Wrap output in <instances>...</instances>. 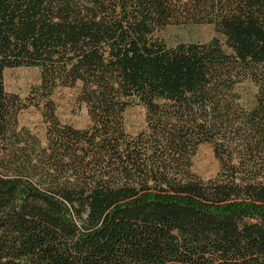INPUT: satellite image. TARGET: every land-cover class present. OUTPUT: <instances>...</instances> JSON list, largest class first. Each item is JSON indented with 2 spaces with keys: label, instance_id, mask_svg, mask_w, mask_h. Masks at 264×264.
<instances>
[{
  "label": "trees",
  "instance_id": "1",
  "mask_svg": "<svg viewBox=\"0 0 264 264\" xmlns=\"http://www.w3.org/2000/svg\"><path fill=\"white\" fill-rule=\"evenodd\" d=\"M199 25L216 36L164 37ZM19 68L40 71L25 100ZM62 89L89 127L60 121ZM0 264H264V0H0Z\"/></svg>",
  "mask_w": 264,
  "mask_h": 264
},
{
  "label": "rangeland",
  "instance_id": "2",
  "mask_svg": "<svg viewBox=\"0 0 264 264\" xmlns=\"http://www.w3.org/2000/svg\"><path fill=\"white\" fill-rule=\"evenodd\" d=\"M212 26L199 25L190 27H171L165 32L164 37L170 44L177 42H209L215 37ZM40 83V71L38 69H13L5 73V88L9 94L18 95L25 100L31 90ZM252 93V88L247 87L245 92ZM76 90L62 89L55 96L57 115L63 124L70 125L76 129H85L90 126V117L87 106L78 102ZM247 94V93H246ZM21 127L29 129L37 134L46 145V128L44 118L38 110L31 108L19 114ZM127 132L135 135L146 126L145 110L141 107L130 109L125 115ZM220 171L213 149L210 145H203L194 157V172L203 180L215 178Z\"/></svg>",
  "mask_w": 264,
  "mask_h": 264
}]
</instances>
